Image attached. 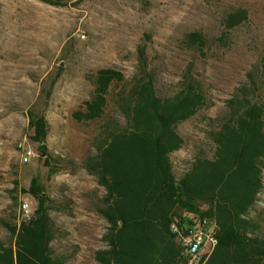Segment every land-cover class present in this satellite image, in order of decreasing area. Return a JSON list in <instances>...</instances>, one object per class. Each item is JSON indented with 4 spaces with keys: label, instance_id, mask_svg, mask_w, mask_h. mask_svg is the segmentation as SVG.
I'll return each instance as SVG.
<instances>
[{
    "label": "rangeland",
    "instance_id": "obj_1",
    "mask_svg": "<svg viewBox=\"0 0 264 264\" xmlns=\"http://www.w3.org/2000/svg\"><path fill=\"white\" fill-rule=\"evenodd\" d=\"M192 32L204 35L202 45ZM101 68L124 79L114 81L103 117L78 120ZM188 73L205 101L175 124L182 144L169 157L177 178L196 155L214 156L210 132L234 94L264 96V0H0V239L36 214L39 192L58 264H104L118 227L104 215L106 190L84 159L122 112L117 92L150 79L171 95ZM40 117L46 133L36 141ZM19 142L32 146L29 161ZM176 216L184 225L196 219L181 208ZM140 235L135 245L121 235L120 264H178L175 239Z\"/></svg>",
    "mask_w": 264,
    "mask_h": 264
},
{
    "label": "trees",
    "instance_id": "obj_2",
    "mask_svg": "<svg viewBox=\"0 0 264 264\" xmlns=\"http://www.w3.org/2000/svg\"><path fill=\"white\" fill-rule=\"evenodd\" d=\"M204 38L190 33L193 43L202 45ZM123 79L118 70L99 69L92 97L75 117H103L114 81ZM116 95L122 112L97 135L95 152L84 159L86 169L106 190L103 213L118 227L112 254L103 263L120 264L121 235L127 232L133 245L138 231L140 238L152 234L162 242L167 234L175 239L171 224L176 218L183 223L176 216L181 208L214 229L217 243L204 264H264V96L253 100L234 94L210 132L214 156L196 155L177 178L169 157L182 144L175 124L203 105L199 84L188 73L171 95L159 94L150 79ZM45 126L43 117L33 120L36 141L45 136ZM33 195L39 201L36 214L10 227L8 241L0 239V264H58L42 198L39 192Z\"/></svg>",
    "mask_w": 264,
    "mask_h": 264
},
{
    "label": "built area",
    "instance_id": "obj_3",
    "mask_svg": "<svg viewBox=\"0 0 264 264\" xmlns=\"http://www.w3.org/2000/svg\"><path fill=\"white\" fill-rule=\"evenodd\" d=\"M18 148L23 153V161L25 162L35 155L32 146L23 142L18 143ZM21 209L24 215H30L31 207L29 204L23 203ZM171 229L179 246L178 264H204L217 243L214 229L198 219L187 225L180 224L175 219L171 224Z\"/></svg>",
    "mask_w": 264,
    "mask_h": 264
},
{
    "label": "bare ground",
    "instance_id": "obj_4",
    "mask_svg": "<svg viewBox=\"0 0 264 264\" xmlns=\"http://www.w3.org/2000/svg\"><path fill=\"white\" fill-rule=\"evenodd\" d=\"M20 156H21V159H22V161H23V153H20Z\"/></svg>",
    "mask_w": 264,
    "mask_h": 264
}]
</instances>
